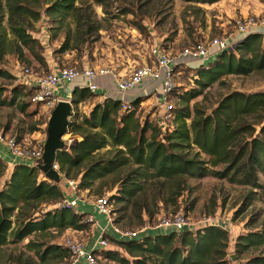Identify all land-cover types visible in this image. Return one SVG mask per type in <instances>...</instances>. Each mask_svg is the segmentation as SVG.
I'll use <instances>...</instances> for the list:
<instances>
[{"label":"trees","instance_id":"1","mask_svg":"<svg viewBox=\"0 0 264 264\" xmlns=\"http://www.w3.org/2000/svg\"><path fill=\"white\" fill-rule=\"evenodd\" d=\"M32 1L39 0H0V58L8 46L4 27L6 13L15 39L13 51L23 55L25 48L40 56L36 51L41 45L23 20L37 21L41 17ZM105 1L97 0L102 5ZM189 1L215 3L219 0ZM77 10L75 0H55L46 8L47 14L59 13L61 17L73 15ZM121 10L134 13L127 7ZM91 20L88 14L79 15L78 26L86 27L79 31L80 40L88 42L92 29L100 30ZM135 26L141 33L145 30L141 23L135 22ZM70 48L68 42H64L60 52ZM192 69L197 72V87L182 93L172 92L179 97L181 106L173 108L172 124L166 129L147 119L141 122L135 106L143 101V96L130 101V109L122 108V99L106 97L84 113L80 112L79 105L98 93L88 87H77L72 92L73 113L67 128L72 141L67 149L57 151L55 162L66 178L78 180L79 189L101 195L105 191L104 181L112 176V185L107 189L117 188L109 200L113 204V221L119 226L139 227L164 213L162 208L177 205L188 178H226L232 183L250 186L253 195L257 193L255 189L260 190L264 200V184L259 180V173L264 175V90H234L225 95L211 113L201 110L197 101L190 105L225 75H248L264 70V32L248 34L216 60L205 65L199 62ZM1 76L11 74L0 69ZM30 88L21 93L30 94L32 102L34 88ZM16 97L14 95L11 101L0 97V105H13ZM20 107L25 111L28 104ZM37 130L33 125L27 133ZM17 139L21 141L22 134ZM202 153L208 159L203 158ZM41 163L42 159L34 165L17 163L9 169L8 163L0 159V248L52 228L85 230L94 224L86 220L87 213H78L67 206L40 208L42 204L60 203L64 198L60 173L57 179L47 177L39 167ZM7 170H10L9 175L3 179ZM122 170L124 174H120ZM116 241L126 255L116 249L102 250L101 254L119 264H232L228 258L230 233L220 225L150 234L143 240ZM29 243L35 248V241ZM235 247L238 256L263 249L264 228L242 232L236 238ZM36 253L42 262L53 257H70L65 245L59 244L40 245ZM238 264H264V254L253 255Z\"/></svg>","mask_w":264,"mask_h":264},{"label":"rangeland","instance_id":"2","mask_svg":"<svg viewBox=\"0 0 264 264\" xmlns=\"http://www.w3.org/2000/svg\"><path fill=\"white\" fill-rule=\"evenodd\" d=\"M54 1H32L34 9L41 12V17L37 21L23 18L24 22H27L29 32L38 39L41 45L36 51L40 55L38 57L25 48L23 55L13 51L14 35L10 32L7 13L4 17L8 46L7 52L0 58V69L9 72L11 76L0 77V91H2L0 97L1 99L6 98L7 101H11L14 95L17 97L13 105H0V132L16 137L22 134L21 141L32 148L45 143L51 112L41 104L30 102V94L21 93H26L31 89L22 82L23 78L19 77L22 66H29L36 73H44L57 67L91 65L109 67L116 71L121 70L119 72L125 74L131 67L152 61L151 47L153 44L159 43L176 54L184 47L199 40L214 39L217 36L237 38L239 36L236 26L237 19L248 15L264 16V0H219L215 3H197L189 0H126V2L106 0L104 5L98 3L97 0H75L78 10L68 17H61L59 13L47 14L46 8ZM123 7L134 10V13H122ZM86 14L91 16L93 22L91 24L101 27L100 30L92 29L88 42L80 40L78 36L79 33L81 34L79 31H83L86 27H79L77 24L79 15ZM135 22L145 25L142 33L136 28ZM64 42H68L71 48L60 52ZM197 65L198 62H192L191 66L179 67V73L175 77L178 85L174 91L178 90L182 93L187 89L197 87L195 82L197 72L192 69ZM147 82L139 87L146 86ZM234 90L263 91L264 70L248 75H225L220 81L208 87L202 95L192 100L190 105L192 106L197 101L201 110L211 113L218 102ZM142 91V95H145L154 92V89L144 87ZM112 96L116 99L132 101L137 95L128 94L126 98L124 94L116 91ZM142 98L143 101L135 106L141 122L147 119L162 127L160 121L164 114V107L160 104V100L158 101L155 95ZM94 101H96L95 97L88 99L82 109L87 110ZM24 103L28 104L25 111L20 107ZM170 103L173 107L181 106L179 97L174 93ZM171 124L172 120L162 129H166ZM33 125H36L38 130L27 133ZM63 139L69 144L72 135L67 133ZM202 157L208 159L204 153ZM220 167L221 165L218 166ZM9 171L5 172L3 179L7 178ZM124 173L125 170L120 172V174ZM111 177L104 181L102 186L105 191L102 195L110 196L116 192V187L112 190L107 189L112 185ZM259 180L264 184V175L261 173H259ZM61 185L64 187V180ZM67 190L71 194V190ZM80 190L81 197L102 196L96 191ZM251 191L250 186L232 183L226 178L214 176L188 178L178 204H170L161 211L167 214L183 211L194 220L205 215L213 217L216 223L230 233L228 258L232 264L245 263L253 255L264 254V248L253 249L240 256L236 252L235 243L239 234L264 228V200L260 190L255 189L257 191L255 195ZM250 201L251 204H248ZM57 204H42L40 208L50 209ZM154 220L156 217L152 219V222ZM121 226L132 229L138 227ZM99 234L95 232L94 225H90L85 230L69 228L60 231L52 228L43 233L33 234L20 242H9L1 247L0 264H69L70 258H65V256L49 258L42 262L36 249L48 243L64 245V237L67 235L91 241L96 240ZM106 237L110 243L107 249H116L126 255L116 240L110 236ZM30 240L35 241V248L30 245ZM107 249H101L97 253L100 264H119L102 256L101 251Z\"/></svg>","mask_w":264,"mask_h":264},{"label":"built area","instance_id":"3","mask_svg":"<svg viewBox=\"0 0 264 264\" xmlns=\"http://www.w3.org/2000/svg\"><path fill=\"white\" fill-rule=\"evenodd\" d=\"M238 37L230 39L226 36H217L214 39L201 40L197 43L184 47L181 51L173 54L159 43L151 47L152 61L142 65L131 67L128 73L122 74L109 67H94L85 65L82 67H57L50 72L36 73L29 66H22L19 74L23 78V83L34 88L31 101L41 104L51 112L60 100H70L72 91L65 85L75 77L81 76L85 79L86 85L91 91L97 93L99 84L96 79L100 75L110 73L116 83L118 91L122 94L136 89L148 79L158 81L161 85L160 104L164 107V114L160 124L163 128L172 120L173 106L170 103L172 92L178 83L176 75L179 67L191 66L192 62L208 64L216 60L223 51L233 49L239 39L253 32H264V16L248 15L236 21ZM64 87V93L58 94L57 88ZM130 101L122 102L123 109H130ZM168 127V126H167ZM72 141V140H71ZM70 141V142H71ZM44 143L35 148L29 147L16 136L7 135L0 132V159L6 163H24L28 165L37 164L42 159ZM53 168L59 172V165L54 162ZM60 173V172H59ZM66 185L64 198L57 206H67L73 208L78 213H87L86 220L96 223L97 219L94 212L103 214L107 217L108 226L102 227L96 240L84 241L74 236L64 237V245L70 253L69 264H100L97 250L107 249L110 236L116 240L138 239L143 240L147 235L157 233H170L182 231H195L200 227L209 225H219L211 216H202L199 219H191L185 212L162 213L156 220L147 221L143 225L132 229L123 228L113 221V204L109 196L88 198L80 196L78 180L66 178L60 173ZM67 189L71 190V194ZM92 207L93 210H90ZM93 224V225H94Z\"/></svg>","mask_w":264,"mask_h":264},{"label":"water","instance_id":"4","mask_svg":"<svg viewBox=\"0 0 264 264\" xmlns=\"http://www.w3.org/2000/svg\"><path fill=\"white\" fill-rule=\"evenodd\" d=\"M72 113V101L60 100L51 111V115L48 120L47 138L44 143L42 163L39 167L47 177L52 179H57L59 177V172L53 168L56 153L58 150L67 149L69 145L65 142L63 137L67 133L68 123Z\"/></svg>","mask_w":264,"mask_h":264},{"label":"crops","instance_id":"5","mask_svg":"<svg viewBox=\"0 0 264 264\" xmlns=\"http://www.w3.org/2000/svg\"><path fill=\"white\" fill-rule=\"evenodd\" d=\"M121 71V70H119ZM97 83L99 84V90H98V95L95 96L96 98V101H94L93 103L90 104L89 108L86 110V109H82L83 107V104L87 102L84 101L82 102L80 105H79V110L80 112H84V113H88L91 108L96 104V103H99V102H103V100L106 98V97H111L113 95V92H119L117 87H116V83L112 77V75L110 73H107V74H104V75H100L97 77L96 79ZM148 81V82H147ZM146 82L148 83L146 86H141V87H137L136 89H133V90H130L126 93H124L125 97L127 98V95L128 94H132V95H137V96H149V95H155L157 100L159 101L160 99V91H161V85L158 81H152V80H147ZM86 84V81L83 77L81 76H78V77H75L72 81L68 82L65 87L68 89V90H71L72 89V92L75 88L77 87H81V86H84ZM146 88V89H150V88H153L154 89V92H151L150 94H145V95H142L143 94V88ZM64 87L63 86H59L57 88V92L58 94H63L64 92ZM111 95V96H109ZM136 96V97H137ZM122 97V96H121ZM94 98V97H93ZM112 98H114L112 96ZM131 98V97H130ZM87 106V105H86ZM15 164H10L8 163V166H9V169L14 167ZM66 185L64 183V187H63V191H66ZM90 210H93L92 207H89ZM96 213L95 216H96V223L94 224V228H95V232L98 234L100 233V230L102 227H107L108 226V220H107V217L103 214H100V213H97V212H94Z\"/></svg>","mask_w":264,"mask_h":264}]
</instances>
